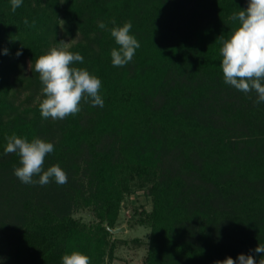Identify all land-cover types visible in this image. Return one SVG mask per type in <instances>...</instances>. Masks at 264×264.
Returning a JSON list of instances; mask_svg holds the SVG:
<instances>
[{
  "label": "trees",
  "instance_id": "16d2710c",
  "mask_svg": "<svg viewBox=\"0 0 264 264\" xmlns=\"http://www.w3.org/2000/svg\"><path fill=\"white\" fill-rule=\"evenodd\" d=\"M246 4L23 0L12 12L0 0V264H61L72 250L111 264V229L134 192L150 203L130 215L149 228L143 264H216L264 243V103L224 83L218 53ZM113 19L130 20L140 42L123 67L97 26ZM64 39L84 57L76 66L101 79L104 106L82 99L76 114L45 119L34 62ZM12 134L51 141L43 167L59 165L67 183H22L18 154H4Z\"/></svg>",
  "mask_w": 264,
  "mask_h": 264
},
{
  "label": "clouds",
  "instance_id": "9594fccd",
  "mask_svg": "<svg viewBox=\"0 0 264 264\" xmlns=\"http://www.w3.org/2000/svg\"><path fill=\"white\" fill-rule=\"evenodd\" d=\"M60 2L63 3V0ZM22 4L23 0H9L12 12ZM229 19L235 27L226 37L218 36L223 81L240 92H254L255 103H264V0H247L246 7L232 12ZM23 22L35 25V21H29L27 17ZM111 24L109 28L105 21H97L98 28L108 30L118 45L110 50L111 64L123 67L132 61L140 42L131 32L133 25L130 20L117 24L113 19ZM65 44L61 41L50 47L34 62V70L39 74L42 85L39 110L45 119L63 120L76 114L82 99L90 100L94 107L104 106L100 94L101 79L87 68L77 67L76 62H84L83 55L69 50ZM0 52L8 54V49H0ZM20 54L17 50L16 55ZM6 139L4 154H18L20 162L14 167L13 174L22 183L46 185L53 180L57 184L67 183V173L59 165L43 167L46 155L54 151L51 141L39 137L29 140L16 134ZM261 256H264V243L257 244L248 253H238L235 259L226 256L216 264H264V260L256 258ZM3 259L0 257V262ZM61 264H91V258L86 253L72 250L62 255Z\"/></svg>",
  "mask_w": 264,
  "mask_h": 264
},
{
  "label": "rangeland",
  "instance_id": "374dc122",
  "mask_svg": "<svg viewBox=\"0 0 264 264\" xmlns=\"http://www.w3.org/2000/svg\"><path fill=\"white\" fill-rule=\"evenodd\" d=\"M63 42H66L65 46L69 44L68 39H64ZM138 204H143L147 209L150 208L148 199L139 192L126 196L121 204L114 227L117 230L112 232L111 236L112 239L118 241L111 264H143L147 251L149 228L143 225L130 226L131 207ZM75 216L86 222L93 219L91 213L87 211L77 212Z\"/></svg>",
  "mask_w": 264,
  "mask_h": 264
},
{
  "label": "water",
  "instance_id": "95a60500",
  "mask_svg": "<svg viewBox=\"0 0 264 264\" xmlns=\"http://www.w3.org/2000/svg\"><path fill=\"white\" fill-rule=\"evenodd\" d=\"M116 230H117V229H114V228H113V229H111V232H115Z\"/></svg>",
  "mask_w": 264,
  "mask_h": 264
}]
</instances>
